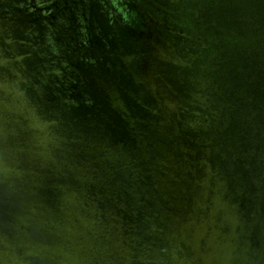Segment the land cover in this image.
<instances>
[{
  "label": "water",
  "instance_id": "obj_1",
  "mask_svg": "<svg viewBox=\"0 0 264 264\" xmlns=\"http://www.w3.org/2000/svg\"><path fill=\"white\" fill-rule=\"evenodd\" d=\"M0 264H264V0H0Z\"/></svg>",
  "mask_w": 264,
  "mask_h": 264
}]
</instances>
